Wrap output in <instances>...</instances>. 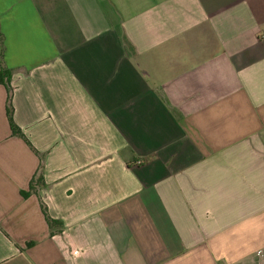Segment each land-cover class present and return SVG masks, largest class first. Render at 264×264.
Returning <instances> with one entry per match:
<instances>
[{
  "label": "crops",
  "instance_id": "crops-1",
  "mask_svg": "<svg viewBox=\"0 0 264 264\" xmlns=\"http://www.w3.org/2000/svg\"><path fill=\"white\" fill-rule=\"evenodd\" d=\"M0 38V264H264V0H0Z\"/></svg>",
  "mask_w": 264,
  "mask_h": 264
},
{
  "label": "trees",
  "instance_id": "trees-1",
  "mask_svg": "<svg viewBox=\"0 0 264 264\" xmlns=\"http://www.w3.org/2000/svg\"><path fill=\"white\" fill-rule=\"evenodd\" d=\"M1 38H0V59H1ZM9 78H10V72L6 71L4 67L0 66V85L4 88V91L6 93L5 97V119L10 131V136L11 137H16L21 139V141L28 147L29 144L27 141L22 137L20 130L12 123L11 120V115H12V109L10 105V97H11V89L9 86ZM41 167L38 168V170L35 171L33 176L31 177L29 183H28V188L25 193H19L20 197L22 199L27 198L30 194H35L36 190H40L44 188V184L42 181L41 177ZM39 211L41 215L43 216V219L46 223V227L48 229V234L49 236L55 235V234H60L61 230V223L55 220L50 219L47 217L45 209L43 208V205L39 202ZM29 244H26L25 247H28Z\"/></svg>",
  "mask_w": 264,
  "mask_h": 264
}]
</instances>
